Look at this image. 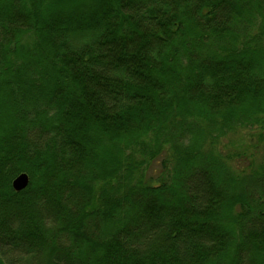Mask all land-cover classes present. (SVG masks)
Listing matches in <instances>:
<instances>
[{
	"label": "trees",
	"instance_id": "trees-1",
	"mask_svg": "<svg viewBox=\"0 0 264 264\" xmlns=\"http://www.w3.org/2000/svg\"><path fill=\"white\" fill-rule=\"evenodd\" d=\"M0 264H264V0H0Z\"/></svg>",
	"mask_w": 264,
	"mask_h": 264
},
{
	"label": "rangeland",
	"instance_id": "rangeland-1",
	"mask_svg": "<svg viewBox=\"0 0 264 264\" xmlns=\"http://www.w3.org/2000/svg\"><path fill=\"white\" fill-rule=\"evenodd\" d=\"M226 141H228L227 138H224V139L222 140V143H226ZM229 146H230V147H228V148H230L231 150H234L235 148H237V147H236L234 144H232V143H230ZM163 156H164V155H161V156H159V158L154 159V160H153V163L151 164V166L148 167V168L146 169V176H147V177L150 176V177H152V178H155V176H156L157 174L160 173V170L162 169L161 166H160V161H161V158H162ZM240 161H241V160H240Z\"/></svg>",
	"mask_w": 264,
	"mask_h": 264
},
{
	"label": "water",
	"instance_id": "water-1",
	"mask_svg": "<svg viewBox=\"0 0 264 264\" xmlns=\"http://www.w3.org/2000/svg\"><path fill=\"white\" fill-rule=\"evenodd\" d=\"M29 183V176L25 172L17 174L11 181L12 188L15 191H20L24 189Z\"/></svg>",
	"mask_w": 264,
	"mask_h": 264
}]
</instances>
